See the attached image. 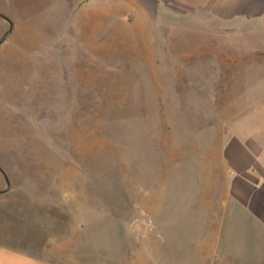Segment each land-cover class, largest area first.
<instances>
[{
	"label": "rangeland",
	"instance_id": "rangeland-1",
	"mask_svg": "<svg viewBox=\"0 0 264 264\" xmlns=\"http://www.w3.org/2000/svg\"><path fill=\"white\" fill-rule=\"evenodd\" d=\"M133 3L0 0V239L51 264H263L230 163L264 139V20Z\"/></svg>",
	"mask_w": 264,
	"mask_h": 264
},
{
	"label": "crops",
	"instance_id": "crops-1",
	"mask_svg": "<svg viewBox=\"0 0 264 264\" xmlns=\"http://www.w3.org/2000/svg\"><path fill=\"white\" fill-rule=\"evenodd\" d=\"M116 1L128 8H134V0ZM152 1H154V12L164 10L166 0ZM169 1L188 7L194 4L197 7L208 8L209 11L216 13L223 27H231L241 21L253 22L257 26L264 20V0H196L192 4L190 0ZM233 148V155L238 158L230 163L235 179L234 201L245 214L244 216L254 221L264 233V139L250 135L234 141ZM220 231L224 234V227L220 228ZM0 236H6L4 231H0ZM233 245H237L235 241ZM49 248L48 245H42L34 253L29 245L18 247L2 238L0 239V264H51ZM88 248L95 249L91 256V261H95L96 247L88 246ZM83 262L80 256H76V264H83ZM236 262L237 258L234 255L233 263L226 264H237Z\"/></svg>",
	"mask_w": 264,
	"mask_h": 264
},
{
	"label": "water",
	"instance_id": "water-1",
	"mask_svg": "<svg viewBox=\"0 0 264 264\" xmlns=\"http://www.w3.org/2000/svg\"><path fill=\"white\" fill-rule=\"evenodd\" d=\"M0 17H1L2 19H4L5 21H7V23H8L9 25H11L10 20H9L6 16H4L2 13H0ZM5 38H6V33H4V34L0 37V43H2V42L4 41ZM0 172L2 173L3 178H4V180H5V183H6V187H5V189H3V190L0 191V192H6V191H8V190L10 189V183H9V181H8V178L6 177V175L4 174V172H3L1 169H0Z\"/></svg>",
	"mask_w": 264,
	"mask_h": 264
}]
</instances>
